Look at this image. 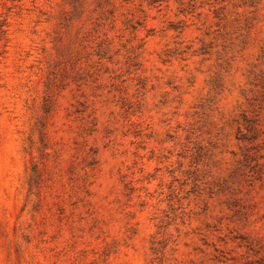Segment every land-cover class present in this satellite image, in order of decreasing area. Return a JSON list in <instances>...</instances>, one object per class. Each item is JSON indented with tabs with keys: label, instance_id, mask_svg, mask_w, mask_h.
Masks as SVG:
<instances>
[{
	"label": "rangeland",
	"instance_id": "374dc122",
	"mask_svg": "<svg viewBox=\"0 0 264 264\" xmlns=\"http://www.w3.org/2000/svg\"><path fill=\"white\" fill-rule=\"evenodd\" d=\"M0 264H264V0H0Z\"/></svg>",
	"mask_w": 264,
	"mask_h": 264
}]
</instances>
